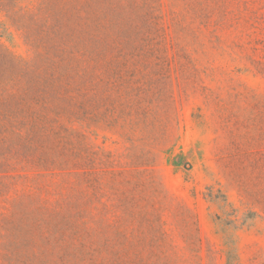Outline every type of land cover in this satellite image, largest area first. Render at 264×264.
Masks as SVG:
<instances>
[{
	"label": "rangeland",
	"instance_id": "rangeland-1",
	"mask_svg": "<svg viewBox=\"0 0 264 264\" xmlns=\"http://www.w3.org/2000/svg\"><path fill=\"white\" fill-rule=\"evenodd\" d=\"M0 264H264V0H0Z\"/></svg>",
	"mask_w": 264,
	"mask_h": 264
},
{
	"label": "trees",
	"instance_id": "trees-1",
	"mask_svg": "<svg viewBox=\"0 0 264 264\" xmlns=\"http://www.w3.org/2000/svg\"><path fill=\"white\" fill-rule=\"evenodd\" d=\"M2 58H4V56L2 55V53H0V60H1Z\"/></svg>",
	"mask_w": 264,
	"mask_h": 264
}]
</instances>
